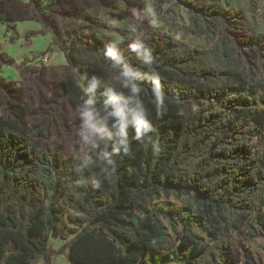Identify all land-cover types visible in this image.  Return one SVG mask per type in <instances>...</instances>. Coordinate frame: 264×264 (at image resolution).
Masks as SVG:
<instances>
[{
  "label": "trees",
  "instance_id": "1",
  "mask_svg": "<svg viewBox=\"0 0 264 264\" xmlns=\"http://www.w3.org/2000/svg\"><path fill=\"white\" fill-rule=\"evenodd\" d=\"M185 2L191 25L211 37L206 45L146 33L154 61L145 67L128 52V40L120 44L129 63L159 77L163 103L151 81L141 83L154 132L144 144L132 139L130 154L116 157V172L100 189L91 183L99 169L81 174L78 160L39 142L46 129L29 124L25 107L7 101L0 115V264H32L48 250L65 249L72 264H145L144 256L178 248L176 264H226L237 233L246 229L252 239L264 232V141L262 150L251 142L264 136V41L240 8ZM21 3L12 13L0 0V22L9 28L34 16ZM104 46L96 50L111 70ZM62 51L75 72L62 86L77 94L80 77L99 70ZM169 189L193 192L197 203L179 207ZM179 223L183 231L175 233ZM52 232L64 240L54 250ZM173 232L177 246L169 242Z\"/></svg>",
  "mask_w": 264,
  "mask_h": 264
},
{
  "label": "rangeland",
  "instance_id": "2",
  "mask_svg": "<svg viewBox=\"0 0 264 264\" xmlns=\"http://www.w3.org/2000/svg\"><path fill=\"white\" fill-rule=\"evenodd\" d=\"M2 1L3 6L10 8L12 13L22 7L21 2L27 3L29 9L36 12L32 17L15 21L12 28L5 24V35L0 23V55L6 59L0 61V115L7 101L22 105L26 109L29 124L46 129L45 134L39 137V142L57 147L70 161L77 160L75 130L78 121L74 119V109L81 92L65 94L61 81L75 76V72L62 49L69 53L74 63H87L96 67L99 70L97 76L111 82L112 71L103 65L96 47L105 45L117 36L124 38L122 43L127 41V26L133 10H136L146 33L153 32L160 37L174 36L193 47H202L211 41L210 35L191 25V12L185 0H141L144 8H140L136 0ZM223 1L229 6L240 8L264 41V0ZM121 11L128 14L122 15ZM86 45L90 47L85 48ZM45 52L50 56L43 63L40 57ZM85 76L91 77L93 74ZM186 110L190 112L193 109L186 107ZM263 139L264 136L254 137L251 142L262 150ZM161 193V197L165 198V194ZM166 193L168 199L179 207L197 203L193 192L169 189ZM69 212L70 209L66 208V213ZM163 223L166 224V221L163 220ZM182 231L179 223L175 233ZM175 233L170 234L169 242L177 246L179 239ZM247 235L246 229L237 233L236 246L227 254L226 264H264V232H258L252 239L246 238ZM63 242L56 232L51 233V250L58 249ZM171 250H162L166 254L159 251L144 256L145 264H176L180 260L179 248L176 252ZM188 251L189 247H186L185 253ZM32 264L72 263L65 249L59 255L48 250Z\"/></svg>",
  "mask_w": 264,
  "mask_h": 264
},
{
  "label": "clouds",
  "instance_id": "3",
  "mask_svg": "<svg viewBox=\"0 0 264 264\" xmlns=\"http://www.w3.org/2000/svg\"><path fill=\"white\" fill-rule=\"evenodd\" d=\"M127 31L128 52L141 65L151 66L154 61L152 49L145 43L147 35L136 10L132 11ZM123 41V37H114L103 49V56L112 71L111 82L95 75L81 76V95L74 109V119L78 121L75 130L77 167L81 174L85 168L99 169L91 180L96 189L115 174L116 157L130 154L132 139L144 144L154 132L148 109L141 99V83L151 81L157 104L163 103L159 77L147 75L129 63L120 48ZM129 129L133 132L131 139Z\"/></svg>",
  "mask_w": 264,
  "mask_h": 264
},
{
  "label": "built area",
  "instance_id": "4",
  "mask_svg": "<svg viewBox=\"0 0 264 264\" xmlns=\"http://www.w3.org/2000/svg\"><path fill=\"white\" fill-rule=\"evenodd\" d=\"M49 56L50 55L48 52L43 53V55L40 57V61L44 63L45 61L48 60Z\"/></svg>",
  "mask_w": 264,
  "mask_h": 264
},
{
  "label": "crops",
  "instance_id": "5",
  "mask_svg": "<svg viewBox=\"0 0 264 264\" xmlns=\"http://www.w3.org/2000/svg\"><path fill=\"white\" fill-rule=\"evenodd\" d=\"M1 23V22H0ZM2 25H1V29L3 30V35H5L6 34V32L4 33V31H5V23H1ZM15 24H16V22L15 23H12L10 26H11V28L12 27H14L15 26ZM7 27V26H6ZM9 33V32H8ZM2 41V40H1Z\"/></svg>",
  "mask_w": 264,
  "mask_h": 264
}]
</instances>
